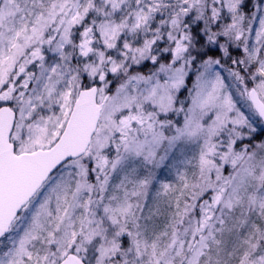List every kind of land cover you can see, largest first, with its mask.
<instances>
[{"label": "snow or ice", "instance_id": "1", "mask_svg": "<svg viewBox=\"0 0 264 264\" xmlns=\"http://www.w3.org/2000/svg\"><path fill=\"white\" fill-rule=\"evenodd\" d=\"M0 264H264V0H0Z\"/></svg>", "mask_w": 264, "mask_h": 264}]
</instances>
